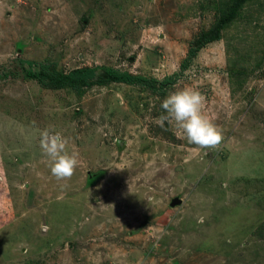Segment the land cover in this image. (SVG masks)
I'll return each mask as SVG.
<instances>
[{"label": "rangeland", "instance_id": "obj_1", "mask_svg": "<svg viewBox=\"0 0 264 264\" xmlns=\"http://www.w3.org/2000/svg\"><path fill=\"white\" fill-rule=\"evenodd\" d=\"M234 1L0 0V264H264V0L181 71ZM96 66L176 82L38 81ZM185 88L218 148L156 122ZM45 129L78 153L68 180L51 174Z\"/></svg>", "mask_w": 264, "mask_h": 264}, {"label": "clouds", "instance_id": "obj_2", "mask_svg": "<svg viewBox=\"0 0 264 264\" xmlns=\"http://www.w3.org/2000/svg\"><path fill=\"white\" fill-rule=\"evenodd\" d=\"M166 115L157 123L163 127L165 121L174 123L189 144L198 148H218L223 134L204 114L205 98L194 89L185 88L168 95L161 104ZM40 148L51 161L50 171L57 180H68L79 164L78 153H69L68 141L58 132L45 129L40 135Z\"/></svg>", "mask_w": 264, "mask_h": 264}, {"label": "trees", "instance_id": "obj_3", "mask_svg": "<svg viewBox=\"0 0 264 264\" xmlns=\"http://www.w3.org/2000/svg\"><path fill=\"white\" fill-rule=\"evenodd\" d=\"M247 0H235L229 7V9L223 13L216 21L214 26L207 32L199 33L191 42L187 56L182 62L181 71H184L188 65L195 58L197 53L205 47L207 44L217 41L221 37V31L232 22L237 16L239 9ZM98 72L96 74L95 83H124L127 85H138L154 92L162 93L173 86L176 82V78L173 76L166 77L162 80L153 78H146L140 75H131L128 72L119 71L116 69H110L107 67H94L72 70L66 74H50L47 75L43 72L39 74L38 81L41 85L53 88H59L64 86H70L79 90L85 83L84 74ZM92 78V74L88 75V78ZM91 82L86 80L85 85H89Z\"/></svg>", "mask_w": 264, "mask_h": 264}, {"label": "water", "instance_id": "obj_4", "mask_svg": "<svg viewBox=\"0 0 264 264\" xmlns=\"http://www.w3.org/2000/svg\"><path fill=\"white\" fill-rule=\"evenodd\" d=\"M174 203H175V202H174ZM174 203H173V204H174ZM176 203H177V202H176Z\"/></svg>", "mask_w": 264, "mask_h": 264}]
</instances>
